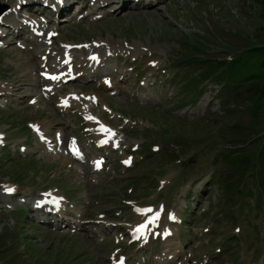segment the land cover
I'll return each mask as SVG.
<instances>
[{"label":"rangeland","instance_id":"obj_1","mask_svg":"<svg viewBox=\"0 0 264 264\" xmlns=\"http://www.w3.org/2000/svg\"><path fill=\"white\" fill-rule=\"evenodd\" d=\"M51 1L0 0V18L12 17L0 19V264H264V198L255 205L257 190L234 196L219 182L238 170L245 186L264 176V101L221 93L204 75L264 40V10L254 0H62L56 16ZM34 17L44 31L32 41L31 25L17 31L12 20ZM64 46L73 64L108 62H76L45 95L31 70L49 52L56 66ZM65 92L78 98L59 107ZM101 121L114 136L94 171ZM224 153L248 163L234 169ZM48 196L71 218L48 222Z\"/></svg>","mask_w":264,"mask_h":264},{"label":"trees","instance_id":"obj_2","mask_svg":"<svg viewBox=\"0 0 264 264\" xmlns=\"http://www.w3.org/2000/svg\"><path fill=\"white\" fill-rule=\"evenodd\" d=\"M254 1L264 10V0ZM214 62V65L211 67L212 70L204 72V75L205 78L211 77L221 85V93L235 91L239 94L243 92L250 97H254L255 101H264V40L245 47L239 54H227L223 58H217ZM192 78H194V80L196 79L195 77ZM192 78L190 82H194ZM206 86L207 85H202L199 90L202 91ZM254 106L258 107V103H254ZM256 126L260 128L263 124L255 123L253 128H256ZM261 130H263V127ZM255 140H262V145L264 146V137L259 138L256 136ZM232 157V153H224L220 156L223 160L232 162L234 169L237 166L243 169L242 164L248 163L247 156L237 155V158ZM232 171L233 169L231 172ZM238 171L240 172L236 177H232L231 175H220L219 182L223 184L225 190H233L231 193L234 194V196L247 192V187H249L250 191L257 190L255 193H250L249 196L256 197L255 205H259L264 198V176L260 175L261 173H256L255 178H249L253 184V186L250 187L245 186L244 179H246V175H244L242 170ZM237 190H239V193H237ZM261 191H263V193H261Z\"/></svg>","mask_w":264,"mask_h":264},{"label":"bare ground","instance_id":"obj_3","mask_svg":"<svg viewBox=\"0 0 264 264\" xmlns=\"http://www.w3.org/2000/svg\"><path fill=\"white\" fill-rule=\"evenodd\" d=\"M126 6V5H125ZM35 27V25L34 24H32V28H34ZM35 37V39H36V35L34 36ZM94 44L95 45H99V42H94ZM67 45V44H66ZM91 46V45H90ZM96 46V47H97ZM68 48L67 47H59L58 48V52H56V53H58V55H59V53H60V61H59V66H61V67H59V68H48V62H49V60H47V59H45V60H39L38 61V63H36V66L34 65V67H33V69L31 70V71H33L34 72V69L35 68H39V67H41V71H40V74H42V72L43 71H45V67H47V72H48V76L50 75V74H53V73H55V74H57V79L55 80L56 82H52V81H50L49 80V77L47 78V80L45 81V80H43V77H42V75H41V78L39 79V82L40 81H43L44 83V85H46L47 86V92H49V91H51L56 85H55V83H58V82H61V80H63V75H69L70 74V71L68 70V66L69 65H72V67H71V71H72V73H73V75H75V73H76V69H75V64H73V63H71V60H72V56H71V54L68 52ZM45 54V51H43L41 54ZM47 54V53H46ZM20 56V55H19ZM67 56H71V60L69 61V62H66V63H64V59H66L67 58ZM20 60V59H19ZM79 62V61H78ZM80 62H82V64H85L86 62H89V63H91V64H96V66L98 65V62H97V59L95 58V59H93V58H90V57H87V58H85V59H83V60H81ZM23 63L26 65V66H29L30 64H29V62L28 61H23ZM88 65V64H87ZM30 69H31V67H30ZM60 69V70H59ZM25 74V73H24ZM28 74H29V72H28ZM34 74V73H33ZM25 77V76H24ZM29 78V77H28ZM32 79V78H31ZM31 82V81H30ZM2 85V82H0V86ZM0 89H3L2 87L0 88ZM68 94V95H67ZM70 96H71V93L70 92H65V94H62L61 95V97H60V105H63L64 107L66 106H69L70 104H71V98H70ZM64 98H67V103L64 105V104H62V99H64ZM73 101V100H72ZM82 110V109H81ZM96 120L95 119H93V120H91L90 121V124L93 126V127H95V125H96ZM100 125H102V122H99L98 124H97V127H99ZM41 125H39L37 128H41L40 127ZM95 133H100V134H102L101 135V137L103 136V135H105V132L104 133H101V131L100 130H98V128H97V130L95 129ZM69 149H76V147L74 146V145H70V147H69ZM70 153V152H69ZM95 161V160H94ZM50 200V199H49ZM50 206H52V207H54L53 205H52V203H50ZM79 215V214H78Z\"/></svg>","mask_w":264,"mask_h":264},{"label":"snow or ice","instance_id":"obj_4","mask_svg":"<svg viewBox=\"0 0 264 264\" xmlns=\"http://www.w3.org/2000/svg\"><path fill=\"white\" fill-rule=\"evenodd\" d=\"M93 59H95V58L93 57ZM51 78H52V79H57V77H51ZM65 103H67V102H65ZM87 119H95V118H94V117H87ZM103 131H105L106 133H109L110 135H114V133H112L110 129L103 128ZM126 163H127V162H126ZM97 166H99V165H97ZM13 190H14V189H12V188H6V191L9 192V193H11ZM137 211H138V212H142V214H146L147 212H151L152 209H150V208L147 209V210H140V209H137ZM158 215H159V214H157L156 216H154V217H153V220L158 219ZM170 218L175 219L174 216H172V217H170ZM143 227H144V226L142 225L140 228H137L136 231H137V232L142 231Z\"/></svg>","mask_w":264,"mask_h":264}]
</instances>
